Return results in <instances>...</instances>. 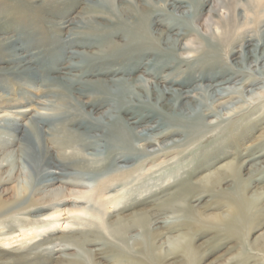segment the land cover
Wrapping results in <instances>:
<instances>
[{"label": "rangeland", "instance_id": "obj_1", "mask_svg": "<svg viewBox=\"0 0 264 264\" xmlns=\"http://www.w3.org/2000/svg\"><path fill=\"white\" fill-rule=\"evenodd\" d=\"M11 1H14L11 5L19 2V0ZM110 1L112 0H27L26 2L33 4L34 8L10 9V15L6 22L17 25L13 28L19 29V32L0 33V199L3 205L7 206L6 214L1 217L2 219L0 218V224H3L4 227L3 233H13L16 236L20 234V226L27 223L26 221L33 220L36 217L37 219L41 218L38 217V213L33 214L31 218L22 216L31 210L29 207H31L30 203L32 202L35 204L42 202L45 205L66 199L86 201V198L93 197V200L95 199L98 205H103L102 201L99 200V196L104 191V183L106 181L110 182L111 179L116 177H126L130 172L133 173L131 177L147 175V178L136 183L138 187L145 182L156 183V185L157 183L162 184L164 181L165 183L167 182L168 185L159 191L157 190L158 194L161 193L162 195H158L156 199H152L150 195L143 198H140L138 194L135 195V197L139 198L138 200L145 202L147 207H152L158 199L165 197L164 195L168 193V190L169 195L174 194V189H178L180 186L176 179L182 177V174H185L186 178L193 179V181L200 178L198 176L199 173L202 175L206 171L203 169L198 172L200 165L208 163V157L215 153L217 147H222L225 143L231 144L227 150H233L235 153L233 158H236L241 163L245 162L239 175L245 180H249L252 175H256L257 179H261L257 187H259L260 192L264 191V140L259 138L264 132V119L259 122L253 118L248 120V133L245 135L246 138L240 143L241 145L233 144L232 137L225 136L228 133L226 124L234 121L239 123L242 119L244 121V117H247L252 112V114L258 113L257 110L260 109L262 110H260L261 114H264V61H260L258 64L252 62L248 54L252 48L245 45L246 40H249L252 45H256L261 41V33L264 32V3L260 5V2L264 0H182L181 2H184V6L178 11L174 9L167 10L166 2L163 0L147 1L154 3L155 9L151 10V17L147 24L141 26L143 27L142 32H149L154 43H161V46L158 49L159 51L156 52L154 46L149 49L147 47L149 50L148 54L140 62L144 63L146 68L148 64L152 65V68L153 65L157 68L163 63L170 68L162 70L160 73L156 71L157 74H160L158 79L150 77H146V79L150 82H160V77L170 76V73H173V78H175L174 86H180L182 83L183 86L186 85V87H183V91L190 93L179 99L164 97L162 100H159L158 95H153L152 97L151 94V98H149V95L145 94L144 97L141 94L143 104L131 106L133 112L141 110L145 104L156 106V108L168 104L171 109H165L162 112H166L167 119L157 115L151 120L146 119L141 126L133 130L134 132L128 127L123 130L128 132L130 136H132L130 132L132 131L139 135H149V138L155 137L152 141L156 142L158 141L154 134L167 132L166 130L171 128H180L175 125L174 121H183L187 123L186 125L192 124V127L200 129V132L196 133V135L194 134V137H197L195 138L197 140L195 144L186 132H180L178 136L170 134L159 140L168 148H171L173 141H176L179 147L166 149L165 152L151 157L130 156L128 158L130 160L125 162L121 160V162L114 164L107 160V154L109 151L116 149H110L109 146L107 148L105 142H117L119 140L118 129L123 128L122 124L128 126L129 123H133L136 119L127 121L124 116L117 127L106 123L119 114L121 108L116 106L118 101L129 100L134 98L133 96L140 95V91L132 88L128 81L140 76L141 72L137 71L135 74L128 75L130 71L128 67L124 66V64L115 63V60L110 58L111 54H108L109 56L105 58L107 66L98 65L95 68V70L100 69L99 71L104 73L106 71L108 73L107 76L89 77L86 79L85 77L89 76V71L79 72L74 69L75 71L72 72L69 70V67H76L81 70L80 67L83 64L89 63L92 58L96 59L94 54H98L105 49L104 40L106 39L102 37L104 40L100 41L101 38L95 37V32H100L98 34L102 32H122L121 35L125 40L116 38L113 41H120L118 43L123 47L128 44V41H126L127 32H131L132 28H129V26L133 27L136 19L128 21L125 18L128 23L119 25V27L123 28L122 31L115 29L117 27L115 23H103L99 28L93 22H89L91 19L88 17L90 16L88 13L94 8H104L109 11ZM113 1L115 10L119 9L118 0ZM170 1L173 2L172 0ZM235 1H238L237 7ZM47 2L50 4H45L42 9L40 5ZM71 2H73V5L76 3V6L68 14L62 17L59 14L60 18L49 16L53 13L52 10H58L60 6L62 9L60 11L65 12L67 8H70L71 5L69 6L68 4ZM132 3L135 4V2ZM142 3L146 4L144 1ZM3 8L5 6L0 7V9ZM234 8H237V20L236 23L228 22L230 23L228 26L226 20L231 12L230 10ZM4 11L0 10V23L4 22L1 20ZM45 12L48 14L47 18L44 15ZM21 13H23V16ZM84 13L87 16L81 17ZM84 17L87 19L83 20ZM73 19L80 23L74 25L65 23ZM144 19H148V17L144 15ZM23 28L25 29L23 30ZM78 33L80 35H77ZM164 33L169 34V38L166 39L164 37L168 43L163 45L158 36ZM10 37H15L17 44L3 46L2 44L5 43V40ZM252 39H256V41ZM111 40L106 41V47H109L110 44L108 42ZM193 41H196L195 45H193ZM180 46L187 50L196 48L198 53L180 56L171 50ZM151 48L155 49L152 50ZM21 54L28 57L27 61L31 62V68L29 66L26 67L29 70L23 67L26 63L23 64L21 62L22 59L19 58ZM166 55L167 59H164ZM14 56L18 57H15L16 59L14 60ZM31 56L33 57L32 59L30 58ZM136 57L138 55L134 56V58ZM34 59H37V61L35 62ZM134 61H137V59H134ZM207 63L210 66L193 69L194 66L199 67ZM193 64L195 65L193 66ZM140 70L144 69L140 68ZM222 71L224 73L219 77V73ZM67 73L70 80L77 78V80H80L84 77V81L102 82L106 80L107 83L111 81L110 89L106 87L105 82H103L104 85L98 83L89 89V93L94 95L104 91L103 93L109 96L107 100L110 102L111 107L108 106L101 111L102 113L100 112V115L91 117L95 123L94 126L100 127L97 134L83 132L80 126L79 128H73L78 129L79 133H85L84 138L88 141L102 139L100 136L106 135L105 140L102 139L103 143H100L94 151L89 149L81 152L84 153V156L90 158L93 156L97 160L87 164L70 163L66 164L65 167H61V163L56 157L57 150L52 145H49L50 143L47 142L49 138L44 136V134L49 129L57 130L60 128L58 122L62 118L66 119L68 109L61 107V102L58 99L48 97L46 93L59 88L63 89V83H60L58 77L66 76ZM202 78H205V81L211 80L213 86L219 85L225 79L228 80L230 78L233 81L229 85L217 86L222 89L217 94H224V99L218 100L219 98H216L215 91L210 90L207 92L203 90L206 85H210V82H201L204 81L201 80ZM29 80H34L33 84L28 83L27 81ZM249 81H254V84L252 83L251 87H246L245 83ZM146 85H148V82H146ZM171 89L181 90L180 87ZM243 89L245 91H241ZM92 94L86 95L82 99L83 102L91 100ZM26 98L31 100L25 101ZM77 98L78 95L74 96L71 101L75 104L77 103ZM194 101L197 103L192 104ZM220 104L222 106L218 107ZM111 108H114V110H110ZM256 122H258V125ZM68 128L72 129V127ZM183 129L187 131L185 127ZM151 130L155 132L152 133ZM133 143L140 148L144 145V142L138 140L133 141ZM246 148L252 150L251 154L254 155L253 157H249L250 154L247 153ZM158 149L159 147L155 146L149 148L148 151L153 154L158 152ZM46 151H49L51 157L44 161ZM191 153L199 154L191 158L189 157ZM91 154L92 156H89ZM224 161L225 158L216 162L214 165L215 169ZM83 166H95L102 170L97 172L87 170L83 172L80 169ZM55 172L58 173L56 177L61 176L58 180L44 181L46 175L55 174ZM223 185V187L220 188L219 186L216 190L218 192L223 190L230 192L236 186L233 179H229ZM254 191L252 190L249 195H252ZM213 196L214 193L211 192L209 187L200 195L197 194L195 196L196 199L194 197L191 201L193 210L204 212L203 214L206 216L213 213V210L209 208L213 203L211 201ZM12 204H14V207L11 206ZM226 208L227 206H225ZM9 209L17 211L21 216H16L15 213L9 212ZM182 219L184 220L181 216ZM175 220H177L176 217L174 219L173 216L168 214L158 215L150 227L153 229L157 226H167L175 222ZM186 220L193 221L191 217L186 218ZM61 226L64 229L65 224H61ZM28 231L29 228L27 226L24 232L27 233ZM139 233L140 230L136 229L132 231L130 236L135 237ZM181 233L182 229L180 228L171 230L162 237L160 243L165 244L169 237L176 238ZM201 233L202 236L196 239V244L200 246L201 250L208 252L202 264H240L237 262L244 261V258L248 260V264H264V255L249 250L250 248L247 247V244L243 247L238 245V242L236 245L233 241H224L223 236L221 238L215 237L213 231H202ZM245 233L247 234V230ZM262 233H264V228L254 231L248 237L245 234L243 238L246 241H253L255 237ZM3 238L0 236V240ZM246 241L245 243H247ZM104 245H106L105 242L96 241L87 245L85 251L89 254H97L104 251ZM242 251H244L243 255L246 257L238 259V255ZM21 253L22 251L6 249L3 248V245H0V264H62L63 260H73L83 255L76 247L65 241L56 242L34 250L27 249L23 255ZM100 257L102 258L98 257L99 264H111L110 260L106 259L107 255ZM181 258L182 255H179L178 259Z\"/></svg>", "mask_w": 264, "mask_h": 264}, {"label": "bare ground", "instance_id": "obj_2", "mask_svg": "<svg viewBox=\"0 0 264 264\" xmlns=\"http://www.w3.org/2000/svg\"><path fill=\"white\" fill-rule=\"evenodd\" d=\"M26 1L27 0H19L17 4L15 3L14 5H11L12 3H14V1L0 0V7L5 6V8L0 9L5 10L1 19L4 22L0 23L1 34L7 32H19V29L13 28L17 25L11 24L6 21L8 20V16L10 15V9H20L22 7L34 8L33 4H29ZM142 1L146 2V4H141ZM147 1L148 0H118L117 3L119 4V9L115 10V5L113 3L114 1L112 0L110 1L109 11L104 8L92 9V11L88 13L90 15L88 17L91 19L89 20V22H93L99 28L103 23H115V25L117 26L115 29L118 31H122L123 28L119 27V25H122L124 23L127 24L129 20L136 19L135 25L133 27L129 26V28H132L131 32H127L128 36L126 37V41H128V44L125 45L126 47H123L120 43H118L120 41H113L116 38L125 40V38L121 35L122 32H102L101 34H98L100 32H95V37L101 38L100 41L104 40L103 38L106 39L104 40L105 44H107V40L112 39L108 42V44H110V48L106 47V45L104 44L105 49L101 50V52L98 54H94V57L96 59L92 58L89 63L87 62L86 64H83V66L80 67L81 70H78L79 68L76 67H69V70L72 72L75 70L79 72L89 71V76L85 77L86 79L89 77L91 78L97 76H107L108 73H106V71L104 73L103 71H99L100 69L95 70V68L98 65H102L103 67L107 66V61L105 58L109 56L108 54H111L110 58L115 60V63L124 64V66L128 67V70H130L128 72V75L135 74L137 71L141 72L140 76L132 78V80L130 79L128 81L130 82L132 88L140 91V95L133 96L134 98H130L129 100L118 101V103H116V106H119L121 108L119 114L116 115L113 120H109V122L106 123L107 125H114L117 127L121 123L120 120L124 116L127 118V121L136 119L133 123H129L128 126L126 124H122L123 128L118 129L119 140L117 142H105V146H107V148L109 146L110 149H116L109 151L107 154V160L109 162L111 161L113 164L116 162H121V160H123L124 162L130 160L128 159L130 156L151 157L157 155L158 153L165 152L166 149L179 147V144H177L176 141H173V146L171 148H168L159 140L170 134H175L176 136H178L180 135V132H186L195 144V142L197 141L195 140V138L197 137H194V134L196 135V133L200 132V129L192 127V124L186 125L187 123H184L183 121H174L175 125L180 128H171L170 130L167 129V132L154 134L156 135L158 142L152 141L155 137L149 138V135H139L137 133H133V130H136L138 126H141V124L144 123L146 119L151 120L157 115L163 116L165 119H167V115L165 114L166 112H162L165 109H171L168 104L162 105L159 108H156V106L153 107L150 104H145L141 110L133 112V110H131V106L143 102L141 101V94L144 97L145 94L149 95V98H151V94L152 97L153 95H158L157 97H159V100H162L164 97H174L179 99L190 93L187 91H183V87H186V85L183 86L182 83L180 84V86H174L175 78H173V73H170V76L166 75L165 77H160V82H150L146 79V77L158 79V75H160L159 73L162 70L170 68L164 63L163 65L158 64L159 66L157 68L154 65L152 68V65L148 64L146 68L144 67V63L140 62L142 58L146 57L149 51L148 49L151 46H154L156 48H154L155 52L159 51L158 49L161 46V43H154V40H152V38L150 37L149 32H142L143 27L141 26L147 24V21H149V18L151 17V10L155 9L154 3H150ZM163 1L166 2L167 10L174 9L178 11L184 6V2H181L182 0H172L173 2H169V0ZM132 2H135V4ZM48 3L49 2L44 3L40 6L43 9L45 7L44 5ZM235 3L237 7L238 1H235ZM262 3H264V1H261L260 5H262ZM68 5L71 6L70 8H67L65 12L60 11V6V9L58 8V10H52L53 13L49 16L60 18V16L62 17L68 14L72 10V8L76 6V3H74L73 5V2H71ZM236 10L237 8L230 10L231 12L229 13L226 20L228 26L230 25V23L228 22L236 23ZM122 14L124 15L121 16ZM21 15L23 16V13H21ZM44 15H46V18L48 17V14L46 12L44 13ZM85 15L87 16V14L84 13L81 17ZM144 15L147 16L148 19H144ZM119 16L120 18H118ZM125 18L128 19L127 22L125 21ZM86 19V17L83 18V20ZM65 23L74 25L80 22H76L73 19L68 22L66 21ZM60 25L62 24L60 23ZM24 29L25 28H23V30ZM77 35L80 34L78 33ZM261 36V41H258V44L252 45L249 40H246L245 44L246 46L252 48L248 54L252 59L251 61L257 64L260 61H264V32L261 33ZM158 37H160L163 45L165 43H168L166 42L167 40L165 41L164 37H166V39L169 38V34L164 33ZM14 38L15 37L7 38L5 40V43H3L2 45L9 46L17 44ZM252 40L256 41V39ZM195 42L196 41L192 42L193 45H195ZM151 49L154 50L153 48ZM171 50L176 54H179L180 56H185L189 53H198L196 48L187 50L186 48L181 46L177 49L175 48ZM136 55H138V57L134 58V56ZM15 57L18 56H14V60L16 59ZM19 58L22 59L21 62L23 64L26 63L23 66L24 68H26L27 66L31 68V62H29V60L27 61V59H29L28 57L22 56L21 54ZM30 58L32 59L33 57L31 56ZM134 59H137V61H134ZM164 59H167V55L164 56ZM34 60L35 62L37 61V59ZM194 65L195 64H193V66ZM207 65L210 66L207 63L206 65H202L199 67L194 66L193 69L206 67ZM177 66L179 67V65ZM140 68L144 70H140ZM27 69L28 68H26V70ZM156 71H158L159 73L157 74ZM223 73L224 71L219 73V77H221L220 75H222ZM67 75L69 74L67 73L66 76L62 75L58 77L60 83H63L62 86L64 90L59 88L57 90L49 91L48 93H46L48 97L58 99V101L61 102V107L68 109L66 112V119L62 118L58 122L60 128L57 130H53V128L49 129V131L45 132L44 134V136L49 138L47 140V142L50 143L49 145H52V147L57 150L56 157L61 163V167H65L66 164L68 165L70 163L87 164L91 161L94 162L95 160H97V158L93 157L92 154L89 155L92 156L90 158L88 156H84V153L81 152H85L89 149L94 151V149L97 148L100 143H103L102 139L105 140L106 135L100 136V138L102 139L88 141L84 138L85 133H79L80 131H78V129L73 128H79L80 126L83 132L97 134L100 127L94 126L95 123L93 122L91 117L100 115L103 109L108 106L111 107L110 102L107 100L109 96L107 94H104V91H100V93L96 95L89 93V89L91 86L98 83L104 85L103 82H105L107 85L106 87H109L110 89L111 81L108 82L109 84L106 80H103L102 82L92 80L84 81V77H82L80 80H77L78 78L75 80H70ZM229 79H225L220 82L219 85L213 86V84H211V80L205 81L206 79L202 78L201 80L204 81L201 82H210V85H206L205 89L203 90L207 92H209L210 90L215 91L216 98H219L218 100L224 99L223 93L217 94L219 90H222L217 86L229 85L233 81L232 79ZM27 82L33 84L34 80H29ZM123 82L127 83L126 81ZM146 82H148V85H146ZM252 83L254 84V81H249L248 83L246 82L245 86L251 87ZM173 87H180L181 90L171 89ZM163 89H165L166 91ZM241 91L245 90L243 89ZM88 94H92V97L90 98L91 100L83 102L82 99ZM77 95V103L74 104L71 100L74 96ZM30 100V98H26L25 101ZM196 103L197 102L194 101V103L192 104ZM221 106L222 104H220L218 107ZM112 109L114 110V108H111L110 110ZM260 110H257L258 113L252 114V112L247 117H244V121L242 119L241 121H239V123H237L238 121H234L226 124L228 133L225 136L232 137L233 144L242 143V141L246 138L245 135L248 133V120L253 118L257 119L259 122L264 119V114L262 115V110ZM258 122H256V124ZM257 125L256 127H258ZM68 127H72V129H69ZM126 127L133 131H130L132 133V136L128 135V132L124 131ZM184 127L187 131H184ZM151 132L153 133L155 131L151 130ZM259 138L264 140V132L262 133V135H260ZM137 140L144 142L142 148L136 147L134 145L133 141ZM256 141H258V139H256ZM230 145V143H225L224 146L216 148L215 153H213L212 156L208 157V163H202L200 165V168L197 171L200 172L203 169H205L206 171L202 175L201 173H199L198 176H200V178H198L196 181H193V179L191 178H186L185 174H182V177H178L176 180L179 182L180 186L178 187V189H174V194L169 195L168 190V193L164 195L165 197L163 199H158L156 201V204L152 207H147V204L143 201L138 200L139 198L135 197V195L138 194L140 198L150 195L152 199H156L158 195H162L161 193L158 194L157 190L159 191L163 189L164 186L168 185L167 182L165 183L164 181L162 182V184L157 183V185L156 183L151 184L145 182L142 186L138 187L136 186V183L147 178V175L131 177V175L133 174L131 172L129 175L127 174L128 176L126 177H116L114 179H111L110 182L106 181V183H104V191H102L99 196V200L102 201L103 205H98V202H96L95 199L93 200V197L86 198V201L80 199H66L64 201H58L57 203L51 202L50 204L48 203L45 205L42 202L38 204L32 202L30 203L31 207H29L31 210L27 214L22 216L31 218L33 214L38 213V217L41 218L37 219L36 217L33 220L26 221L27 223L20 226V234L16 236L13 235V233H3L2 231L4 227L3 224H0V236L4 237L0 240V245H3V248L6 249L10 248L16 249L17 251H22L21 254L23 255L24 251L27 249L34 250L46 245H52L56 242L65 241L68 242L71 246L76 247L81 253H83V255L76 257V259L67 261L63 260L61 262L62 264H99L98 257L102 258L100 256L104 255H107L106 259L110 260L111 264H202V262H204V260L206 259V254L208 252L200 249V246L196 244V239L202 236V231H213L215 237L221 238V236H223L224 241H233L236 243V245L238 242V245L243 247H245L244 245L247 244V247L250 248L249 250L264 255V233L255 237L253 241H246V239L244 240L243 238L246 234V230V235L248 237L250 236V234L254 233V231L264 228V191L260 192L259 187H257L261 182V179H257L256 175H252L249 180H245L242 176L239 175L241 173L240 170L245 165V162L241 163L240 161H237L236 158H233V156L235 155L233 150H227L228 146ZM155 146L159 147L158 152L153 154L149 153L148 149ZM246 151L250 154L249 157L254 156L251 154L252 150L250 148H246ZM199 153H191L189 157H195ZM48 157H51V155L49 154V151H46L44 161H47L49 159ZM224 158L225 161L221 162V165H219V167L215 169L214 165L216 164V162H218L219 160L221 161ZM80 169H82L83 172L87 170H91L93 172L102 170L101 168L95 166H83ZM56 174L58 173L55 172V174L51 173L46 175L44 177V181L49 182L58 180L61 176L56 177ZM51 177L52 179H50ZM229 179H233L236 185L234 186L233 191L227 192L223 190L221 192H218L216 188H218L219 186L220 188L223 187V184ZM208 187L209 189H211V192L214 193V196L211 200L213 201V203L209 206L210 210H213V213H210V215L206 216L205 214H203L204 212L198 210L197 212L196 210L194 211L193 207L191 206V201L195 196H197V194L200 195L202 192H205ZM252 190L255 191L252 195H249ZM11 206L14 207V204H12ZM225 206H227L226 209ZM6 207L7 206L3 205V202L0 199V218L6 214ZM11 209H9V212L15 213L16 216H21V214H18L17 211ZM163 214L173 216L174 219L176 217L177 220L167 226H157L151 229L150 226L152 225L154 219L158 217V215ZM181 216L182 218H184V220H181ZM189 217H191L193 221L186 220V218ZM61 224H65L64 229H62L63 226H61ZM27 226L29 228V231L26 233L24 232V229L27 228ZM179 228L182 229V233L179 237H169L168 240H166L165 244L160 243V240L165 234H167L171 230ZM136 229L140 230L139 235L131 237L130 235L132 231ZM58 233H60V235H58ZM96 241H103L106 243V245H104V251L97 254H89L88 252H86V246ZM245 241L247 243H245ZM243 253L244 251H242V253H239L238 259H240V257H246L245 255H243ZM179 255H182L181 259H178ZM247 262L248 260H245L244 258V261L242 260L241 262L237 263L248 264Z\"/></svg>", "mask_w": 264, "mask_h": 264}]
</instances>
